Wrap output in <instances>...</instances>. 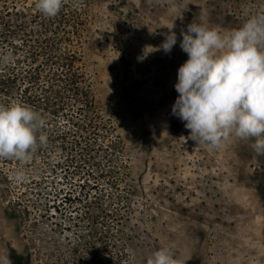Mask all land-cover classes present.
<instances>
[{
	"label": "rangeland",
	"instance_id": "1",
	"mask_svg": "<svg viewBox=\"0 0 264 264\" xmlns=\"http://www.w3.org/2000/svg\"><path fill=\"white\" fill-rule=\"evenodd\" d=\"M77 2L86 24L77 67L92 122L108 131L77 137L66 117L35 104L46 145L27 161L0 159V255L11 264H146L163 247L177 264H264V155L251 139L198 147L171 111L188 59L181 32L199 16L228 34L264 0ZM169 31L177 44L165 54ZM20 71L0 74V99L33 108L26 96L36 90L23 91L37 72Z\"/></svg>",
	"mask_w": 264,
	"mask_h": 264
},
{
	"label": "clouds",
	"instance_id": "2",
	"mask_svg": "<svg viewBox=\"0 0 264 264\" xmlns=\"http://www.w3.org/2000/svg\"><path fill=\"white\" fill-rule=\"evenodd\" d=\"M63 3L36 0L35 7L51 18ZM163 35L159 48L168 54L177 44V34ZM181 36L180 48L188 59L178 69L174 87L179 95L172 114L185 122L198 147L218 150L231 138L251 139L253 151L264 155V11L228 34L207 26L198 16ZM10 60L0 56V64ZM44 125L42 115L28 106H0V159L29 160L38 145L47 143V136L40 133ZM0 264L11 262L0 255ZM146 264H177V260L162 247L147 257Z\"/></svg>",
	"mask_w": 264,
	"mask_h": 264
},
{
	"label": "trees",
	"instance_id": "3",
	"mask_svg": "<svg viewBox=\"0 0 264 264\" xmlns=\"http://www.w3.org/2000/svg\"><path fill=\"white\" fill-rule=\"evenodd\" d=\"M35 4L36 0H0V56L11 57L10 62L0 64V74L14 73L17 69L26 74L36 71L35 77L32 73L28 74L31 85L23 91L27 94L36 90L35 94L26 96L33 110L37 104L40 110L66 117V124L70 125L67 132L77 137L93 134L105 138L108 130L92 122L94 117L91 115L97 110L85 86L88 80L77 67L82 58L80 44L86 25L83 9L77 0H64L58 15L48 18L36 9ZM12 20L19 23L15 26ZM15 58H18V65L14 63ZM0 92H5V89H0ZM8 104L7 99H0V106ZM45 116L42 115L44 120L47 119ZM41 132H45L44 127ZM102 151L107 153L104 148ZM106 156H109L108 153ZM107 161L111 164L116 162L112 157L107 158ZM110 172L114 177L116 172ZM60 192L53 196L54 212L59 210L56 200ZM17 219L20 221L19 216ZM128 241L135 245L136 237L131 235ZM124 245L131 246L126 242Z\"/></svg>",
	"mask_w": 264,
	"mask_h": 264
}]
</instances>
